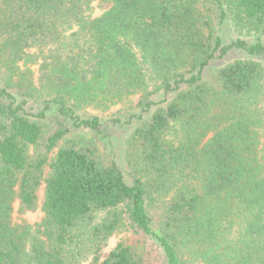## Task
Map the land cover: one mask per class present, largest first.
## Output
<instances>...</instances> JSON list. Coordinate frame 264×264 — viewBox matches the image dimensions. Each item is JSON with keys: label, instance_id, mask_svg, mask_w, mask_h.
<instances>
[{"label": "trees", "instance_id": "16d2710c", "mask_svg": "<svg viewBox=\"0 0 264 264\" xmlns=\"http://www.w3.org/2000/svg\"><path fill=\"white\" fill-rule=\"evenodd\" d=\"M97 1L109 8L92 20ZM230 26L256 42L227 43ZM233 51L250 58L205 81ZM261 59L264 0H0V264H264ZM137 93L126 122L80 115ZM135 121L125 169L68 140ZM43 182L42 222L15 225ZM123 228L133 241L103 259Z\"/></svg>", "mask_w": 264, "mask_h": 264}, {"label": "rangeland", "instance_id": "374dc122", "mask_svg": "<svg viewBox=\"0 0 264 264\" xmlns=\"http://www.w3.org/2000/svg\"><path fill=\"white\" fill-rule=\"evenodd\" d=\"M109 8L108 4H103L102 2H95L92 5V9L87 13V17H90L92 20L99 18L107 9ZM241 38L249 41L250 43H255L256 38L253 36L240 35L235 32L234 29L230 26L226 28L224 33V39L227 43H231L236 39ZM250 57L247 56L246 53L241 51H233L230 52L224 59L216 60L211 63V66L205 72V81L210 84L215 83L218 71L238 60H247ZM264 64V59L259 60ZM37 68L32 67V72L36 73ZM38 75L36 74L35 84L38 89ZM6 77L5 70L0 71V88H6ZM154 86L148 89V93L154 92ZM17 94V93H16ZM144 93H137L133 95L126 96L118 101H98L91 105H87L83 111H81L80 115L83 118H92L99 117L103 121H107L109 119L119 118L122 121L126 122L132 115H141V109L138 107L139 102L143 99ZM150 96V94L148 95ZM173 95L171 96V98ZM23 101V98L18 97ZM150 99L159 101L162 99V93H158L154 96H150ZM28 107L32 111L41 110V106L43 103V99L40 98V93L37 92L36 96L33 99L28 100ZM34 109V110H33ZM139 124L136 121L132 124H127L122 127H109L107 131V137L103 140L95 139L92 133L83 132L80 134H73V136L69 137V141H78L82 138L86 140H95L97 141L98 152L101 156H103L107 160L117 161L118 164L125 169V146L127 139L132 135L133 131ZM55 128L54 125H51L48 129V132L52 131ZM58 149L51 155L50 160L55 158ZM50 174L49 167L45 171L44 179H47ZM45 200V182L42 183L41 187L38 190V206L34 211H22L20 207V202L16 201L14 204V212H13V223L15 225H33L36 226L40 224L44 218L43 212V204ZM122 240H131L133 241V235L128 232L125 228L116 232L103 246L101 250V256L104 259L107 255L120 243ZM90 259L86 261L84 264H89Z\"/></svg>", "mask_w": 264, "mask_h": 264}]
</instances>
